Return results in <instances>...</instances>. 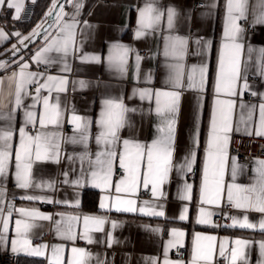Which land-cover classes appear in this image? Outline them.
<instances>
[{"label": "snow or ice", "instance_id": "1", "mask_svg": "<svg viewBox=\"0 0 264 264\" xmlns=\"http://www.w3.org/2000/svg\"><path fill=\"white\" fill-rule=\"evenodd\" d=\"M37 0H32L35 4ZM72 5L71 13L65 11V5ZM6 5L14 9V19H21L25 11L26 0H0V6ZM84 0H52L45 18L29 33L23 36L19 32L12 33L17 40L11 48V65L15 70L5 77H0V244L9 240V218L17 213L15 219L14 236L10 238L11 251L24 253L28 256H43L48 264H106L99 254H93L84 247L73 244L67 255L63 244L51 246L41 243L35 244L30 238L38 221H50L49 214L32 208H16L6 199L5 184L11 175L15 187L19 189L53 188L56 181L37 179L35 168L46 163L59 164L67 160L70 165L77 161L80 164L79 175L69 179L66 170L61 175L63 183L73 186H83L87 182L102 191L115 188L116 195L101 197V209H115L117 212L134 213L139 211L147 216H165L164 205L158 203L166 198L163 186L170 182V173L175 169L177 173L192 171V165L197 161L196 149L199 146L198 116L194 120L193 131L190 134L191 147L184 158V163H175L177 150V124L181 108V99L185 90L203 93L209 79V66L206 63L186 65L184 58L188 54L189 37L175 34L178 10L175 6L161 7L158 0H144L137 9L135 39H142L155 33H160L163 39V55L166 58L164 67L166 75L162 80V87H134L128 99L137 97L141 100L154 102V112L157 117L156 134L150 143L138 139L122 138L121 132L126 127H132L128 114H136L135 107H128L124 103V96H109L101 100V109L98 118L93 122L91 117L76 114L71 108V115L67 123L72 126V134L66 135L63 131L65 123V108L62 107L60 94L68 90L71 83L73 89L89 86V81L71 80L67 75H51L47 71H32L30 63L15 56L20 52V46L27 47L33 37L44 35V46L35 51L31 62L44 65L45 69L53 65H60V73H70L72 66L68 57L78 58L81 63L101 64L106 62L108 70H114L120 77L127 74L129 56L135 50L129 45L113 43L109 46L108 54L102 57L98 54L86 53L82 50V42L77 43V36L86 29H91L87 20H81V10ZM210 7L215 8V3ZM250 8L252 9L250 12ZM191 10H188V19H191ZM255 28L264 26V0H257L252 6V0H226L222 18L223 28L221 42L218 49L217 68L214 80V100L211 110V120L207 133L202 178L199 188L198 215L196 223L211 227H220L214 223L213 217L221 214L212 210L215 206L222 209L227 206L237 210L241 215H230L231 223L228 228L254 230L264 236V159L254 158L249 183L238 182V177L244 174L245 165H241L237 157L231 156L229 147L233 132H243L245 135L264 137V91L253 90L248 82L249 67H254L256 75L264 82V46L247 43L246 29L242 22L249 20ZM162 20H166L167 34L162 33ZM7 34L0 28V44L8 39ZM197 47L204 50L212 46L211 41L196 39L192 41ZM55 54V55H54ZM200 52H192L193 56ZM144 59L135 52L133 78L139 79L140 62ZM253 63L250 64L249 62ZM9 63L0 60V69L6 70ZM153 74L149 72L144 82L151 85ZM186 80V83H185ZM43 81V82H41ZM34 88V95L32 92ZM47 90V95H42ZM258 96V105L238 103L237 98L245 93ZM55 93V96H53ZM31 96L33 103L25 105V97ZM42 101V110H35ZM202 106V97H196L197 111ZM239 107L238 118L234 119V112ZM18 109H23V120L18 128V143H14L13 122L16 121ZM258 109V120L253 119V112ZM95 123L97 132L94 136L97 150L92 153L89 149L90 126ZM31 125L33 130L28 126ZM65 145L80 146V152H65ZM94 157V158H93ZM118 161L122 170L118 181L113 180L114 163ZM10 164L14 170L10 171ZM87 165V170L85 169ZM73 173L75 168H72ZM230 177V179L226 178ZM148 189L150 186L152 201H142L138 205L136 197L140 186ZM178 199L190 201L193 198V185L184 183L178 185ZM26 200H45L48 203H63L68 201H53L44 196L26 195ZM78 203V202H77ZM188 207H182L179 215L181 221L187 219ZM251 213L259 214L258 220L250 218ZM60 219L55 221L56 235L65 241L75 242L78 239L88 244L107 243L111 248L117 243L111 232L106 237L97 240L94 233H104L108 218L105 216L81 214H59ZM112 227L117 228L119 223L111 221ZM146 230L159 232V227ZM171 239L164 246L163 264H249L250 253L253 248L258 249L256 264H264V238L217 237L215 235L196 232L192 239L191 258L172 261L168 259V250L177 245L183 246L185 233L173 228ZM218 252V257H217ZM151 264H157L154 257L145 258Z\"/></svg>", "mask_w": 264, "mask_h": 264}, {"label": "crops", "instance_id": "2", "mask_svg": "<svg viewBox=\"0 0 264 264\" xmlns=\"http://www.w3.org/2000/svg\"><path fill=\"white\" fill-rule=\"evenodd\" d=\"M32 2V0H26ZM52 0L43 5L40 0L34 4V11L29 21L21 19H14L15 10L8 9L6 5L0 6V28L7 34L8 39L0 44V58L9 63V67L4 70L0 69V77H5L15 70V66L11 65L13 57L6 60L7 54L11 51L13 45L18 44V40L12 33L19 32L23 36H28L29 33L40 24L45 18V13L48 11ZM197 2H203L201 6H196ZM226 0H158L161 7L169 5L175 6L178 10V17L176 20L175 34L189 37L188 54L184 58L186 65L206 63L209 66V79L203 93L185 90L181 99V108L178 116L177 124V150L175 154V163L181 165L184 163V158L187 155L188 149L192 146L190 134L193 131L194 120L198 116L199 123V146L196 149L197 161L192 165L195 168V175L193 178L189 177L188 171L177 173L174 169L170 173V182L163 186L166 192V198L161 199L158 203L164 205L165 216H147L141 214L139 211L130 212H117L115 209H101V197L107 195H116L114 185L108 191H102L100 188L94 187L91 183L87 182V178L83 186H73L71 184L63 183L64 177L61 175L64 171L69 172V179H75L79 175L80 164L77 161L74 165H70L67 160H62L61 163H46L35 168V176L37 179L41 177L45 180H55L53 188L43 189H19L15 187L14 180L9 176L5 187L7 188L6 199L11 201L16 208H35L40 212L49 214L53 217L50 221H38V227L34 228L30 238L35 244H63L65 246V255L68 254L70 248L75 244L78 247H84L93 254H99L101 259H106V264H151V261H146L145 258L154 257L157 264H163L164 246L167 241L171 239V229L178 228L182 230L185 235L183 238V246L186 247V258L182 259L185 262L191 258L192 239L196 232L204 234L215 235L217 237H229L231 239L240 238H253L260 240L264 238L258 231L228 228L227 225L231 223L228 218L230 215H241L237 210L224 206L218 209L215 206L212 210L221 214L213 217L214 223L220 227H211L208 225H199L196 223L198 215V201H199V188L202 178V166L204 159V148L209 131L211 110L214 100V80L217 68L218 49L222 36V18L224 14V4ZM257 0H252V6H255ZM144 0H84V7L81 10L80 19L87 20L91 25V29H86L77 36V43L82 42V50L86 53L98 54L106 57L108 54L109 46L113 43H121L129 45L135 52H138L144 59L140 62V75L139 79L133 78L135 52L129 56V68L125 76L120 77L114 70H108L105 63H81L78 58L73 56L68 57V62L72 66L70 73H60L58 71L60 65H53L47 70L51 75H67L71 80L83 79L89 81V86L86 88L76 87L73 89L71 83L65 93L60 94V101L62 107L65 108V123L62 131L66 135L72 134V126L68 124L67 117L70 116L71 108H75L76 114L86 117H91L94 122L101 109V100L109 96H120L123 94L124 103L128 107H135L138 110H143L142 113L138 111L136 114L129 113L128 118L132 127H126L121 132L122 138L138 139L142 142L150 143L156 134L155 126L157 124V117L154 112H149L150 108L155 107L154 102L148 100L141 101L138 96L133 99H128L132 95L134 87H162V80L166 75L164 67L165 57L163 55V39L160 33H155L142 39H135L134 29L136 27L137 9L142 6ZM215 3L216 7H210ZM188 10H191V19L188 17ZM250 8V12H251ZM65 11L71 13L73 11L72 5L66 4ZM251 15H249L248 23H250ZM243 25V24H242ZM244 27V25H243ZM253 27V26H252ZM162 33L167 34L166 20H162L161 25ZM247 43L253 45L264 46V26L257 25L255 28L246 33ZM201 39L204 41H211L212 46L206 50L202 46L197 47L192 41ZM45 36L41 35L34 40L26 49H23L15 56V60L19 61L21 57L30 63L32 71H41L42 65L31 62V57L35 51L44 46ZM200 52L199 55L193 56L192 52ZM55 55V54H54ZM250 64L253 62L250 61ZM149 72L153 74V82L148 85L144 82V77ZM248 82L253 85L254 91H264V82L256 75L255 68L249 67ZM251 77H258L257 80ZM43 82V81H41ZM186 83V80H185ZM32 86V92L34 93ZM47 90H42V95H47ZM245 93L242 97H238V103H251L258 105L260 99L258 96H252V99H247ZM55 96V93H53ZM202 97V106L197 111L196 97ZM33 103L31 96L25 97V105ZM42 101L36 105L37 111L42 110ZM240 112L239 107L234 112V119L238 118ZM253 119L258 120V109L253 112ZM23 120V109H18L16 113V121L13 122L14 143H18V128L21 126ZM97 132L95 123L90 126L89 136V149L92 153L97 150L94 136ZM233 135H245L243 132H233ZM252 137H257L254 134ZM264 139V137H261ZM80 146L65 145V152H80ZM232 156V155H231ZM94 158V157H93ZM264 159V157H257ZM254 159V158H253ZM253 159L249 164L238 162L245 165L244 174L238 177V182L242 184L249 183V178L253 175L251 169L253 166ZM75 168L73 173L72 168ZM119 168L118 161L114 163L113 180L118 181L121 177L122 170L117 172ZM87 170V165H85ZM14 170V166L10 164V171ZM230 179V177H226ZM188 183L193 185V198L190 201H181L177 196L178 185ZM144 187L141 185L137 196L132 197L137 199L138 205L140 202L148 200L152 201L151 189L149 186V195L146 197L139 196L140 191ZM26 195L44 196L51 198L53 201H68L67 204L63 203H48L45 200H26L22 197ZM78 202V203H77ZM188 207L187 219L181 221L179 219L182 207ZM81 214V221L78 223V230L82 226V215H95L105 216L108 222L105 224L104 233H94L97 240L106 237L107 232H111L115 237L117 243L113 244L111 248L107 243L88 244L85 240L78 239L75 242L65 241L56 235L55 221L60 219L59 214ZM19 218L17 213L9 218V240L0 244V252L13 253L11 251L10 238L14 236L15 219ZM223 218V219H222ZM252 220H258L259 214L251 213ZM111 221H117L120 226L113 228ZM148 228L159 227V232H152L146 230ZM174 248V247H173ZM173 248L168 250V259L172 261L181 260L172 254ZM20 256V264H44L48 262L43 256H28L24 253H13ZM258 249L253 248L249 257V264H256L258 259ZM218 257V252H217ZM95 264V260L92 261ZM219 264H224L222 258L219 259Z\"/></svg>", "mask_w": 264, "mask_h": 264}, {"label": "built area", "instance_id": "3", "mask_svg": "<svg viewBox=\"0 0 264 264\" xmlns=\"http://www.w3.org/2000/svg\"><path fill=\"white\" fill-rule=\"evenodd\" d=\"M202 4L203 2H197L196 6H201ZM33 11L34 4L32 2H27L25 11L21 14V20L29 21L32 17ZM242 24L246 29V33L250 32L253 28L252 25L248 23V21H244L242 22ZM40 68L44 71H47L49 69H45L44 65L40 66ZM251 79L257 80L258 77H251ZM246 97L247 99H252V96L250 94H247ZM28 128L34 131L31 125H29ZM229 153L230 155L237 157L240 162L247 165L253 158L264 157V139L261 137L233 135L231 137ZM119 171L120 169L118 168L117 172ZM194 175L195 168L192 169V171L189 173V177L193 178ZM149 193V189L143 188L140 191L139 196L146 197L149 195ZM172 254L177 258L184 259L186 258V247L177 245L173 248ZM19 262L20 256L18 254L0 252V264H19ZM44 264H48V262H45Z\"/></svg>", "mask_w": 264, "mask_h": 264}, {"label": "water", "instance_id": "4", "mask_svg": "<svg viewBox=\"0 0 264 264\" xmlns=\"http://www.w3.org/2000/svg\"><path fill=\"white\" fill-rule=\"evenodd\" d=\"M39 36H41V35H39ZM39 36L33 37V38L31 39V41H29V42L27 43V47H28L29 44H31L34 40H36V38H38ZM27 47H24V46L21 45L20 50H21V49H26ZM11 56H12V54L10 53L9 58H10Z\"/></svg>", "mask_w": 264, "mask_h": 264}, {"label": "trees", "instance_id": "5", "mask_svg": "<svg viewBox=\"0 0 264 264\" xmlns=\"http://www.w3.org/2000/svg\"><path fill=\"white\" fill-rule=\"evenodd\" d=\"M49 0H40V2H42L43 5L47 4Z\"/></svg>", "mask_w": 264, "mask_h": 264}, {"label": "rangeland", "instance_id": "6", "mask_svg": "<svg viewBox=\"0 0 264 264\" xmlns=\"http://www.w3.org/2000/svg\"><path fill=\"white\" fill-rule=\"evenodd\" d=\"M3 59V58H0V60Z\"/></svg>", "mask_w": 264, "mask_h": 264}, {"label": "bare ground", "instance_id": "7", "mask_svg": "<svg viewBox=\"0 0 264 264\" xmlns=\"http://www.w3.org/2000/svg\"><path fill=\"white\" fill-rule=\"evenodd\" d=\"M19 264H20V262H19Z\"/></svg>", "mask_w": 264, "mask_h": 264}]
</instances>
